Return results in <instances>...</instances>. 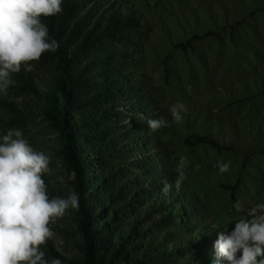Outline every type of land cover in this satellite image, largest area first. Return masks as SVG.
<instances>
[{"label": "rangeland", "instance_id": "rangeland-1", "mask_svg": "<svg viewBox=\"0 0 264 264\" xmlns=\"http://www.w3.org/2000/svg\"><path fill=\"white\" fill-rule=\"evenodd\" d=\"M110 13L134 15L138 33H126L116 45L105 41L109 49L89 54L78 65L83 68L91 61V81L101 87L107 80L101 57L117 55L112 73L122 86L113 102V134L106 140L112 139L110 160L122 174V185H131L129 199L139 197L135 209L145 227L175 212V223L155 233L163 249L175 251L167 264H229L216 254L219 229L212 225L231 232L246 215L236 211L237 202L244 209L264 203V0H97L84 31ZM191 39L186 51L177 47ZM29 64L31 72L22 64L19 73L10 75L32 81L34 92L15 93L12 87L7 93L0 91V143L8 130L20 129L34 151L50 157V171L41 177L49 199L67 198L75 173L64 155L66 141L49 118L56 69L40 60ZM19 96L23 101L17 104ZM92 96L89 89L81 92V100ZM64 102L72 104L70 98ZM177 102L187 112L173 122L169 109ZM160 118L168 125L150 130L146 121ZM12 119L17 122L10 126ZM91 121L94 127L98 123L97 118ZM77 130L75 122L73 131ZM78 134L82 139L78 150L102 161L91 148L90 135ZM189 134L207 136L230 149L189 147L185 143ZM180 157H186L187 165L177 190ZM218 162L229 164V170L221 173ZM88 175L94 179L97 174ZM165 182L173 185L167 195L161 192ZM233 186L234 199L227 188ZM91 196L101 199L97 193ZM75 218L69 208L49 224L54 235L48 243L61 264L83 258ZM40 249L49 264L58 259Z\"/></svg>", "mask_w": 264, "mask_h": 264}, {"label": "trees", "instance_id": "trees-1", "mask_svg": "<svg viewBox=\"0 0 264 264\" xmlns=\"http://www.w3.org/2000/svg\"><path fill=\"white\" fill-rule=\"evenodd\" d=\"M96 2L97 0H62L61 12L40 17L49 30V37L59 44L55 51L44 52L39 60L54 65L56 69L49 118L53 127L61 131L66 141L64 155L68 157V163L75 173L71 190H75L79 197V207L74 211L77 227L82 233L83 243L80 249L83 258L73 264H167L172 260L175 251L169 253L163 249L155 233L175 223V212L168 217L162 216L154 224L145 227L135 209L134 200L139 197L129 199L128 188L131 185H122V174L109 156L108 144L112 139L107 142L106 140L113 134V115L116 108L113 102L120 93L117 89L122 86L121 80L112 73L117 55L107 54L101 57V63H105L103 69L107 70L103 74L107 76V80L101 87L91 81V61L83 68L78 66L89 54L101 52L103 47L109 49L105 41L116 45L126 33L137 34L139 23L132 14L123 17L110 13L96 18L91 27L84 31L91 22ZM88 6L91 7L84 10ZM231 30L233 31L232 27ZM192 40L177 47L186 51L191 47ZM14 79L17 82L12 87L15 93L35 91L32 81L21 74H17ZM87 89L93 91V96L85 101L81 100V92ZM65 98L72 100L71 106L64 102ZM93 118L98 120L95 127L91 124ZM16 122L17 120L12 119L9 125L13 126ZM73 122L78 124L77 132L73 131ZM79 131L90 135L91 148L101 156L102 161L89 152L82 154L78 150L82 144ZM185 143L189 147L210 145L218 150L230 149L220 146L207 136L194 134H189ZM90 171L97 174L94 179L89 177ZM227 188L231 189L234 199L237 187ZM93 193L99 194L101 199L94 200L91 196ZM181 216L187 215L183 213ZM40 247L51 256L61 259L48 241Z\"/></svg>", "mask_w": 264, "mask_h": 264}, {"label": "clouds", "instance_id": "clouds-1", "mask_svg": "<svg viewBox=\"0 0 264 264\" xmlns=\"http://www.w3.org/2000/svg\"><path fill=\"white\" fill-rule=\"evenodd\" d=\"M62 0H0V91L7 93L16 81L10 74L19 73L21 66L31 72L30 61L39 60L46 51H55L59 44L49 37V30L41 22V16L61 12ZM23 97H16V103ZM173 122L183 119L181 113L187 107L180 102L169 109ZM150 130L157 131L168 125L165 118L148 119ZM0 143V264H49L40 246L54 235L49 224L62 217L69 208L79 207V197L70 190L67 198L49 199L42 174L48 173L50 157L36 152L22 138L20 129H10ZM187 165L186 157H180L175 171L174 185L180 189ZM198 167V166H197ZM221 173L229 170V164L218 162ZM63 181V177H59ZM172 184L164 183L161 192L167 195ZM237 212L246 215L231 232L227 227L219 229L214 248L216 254L229 264H264V203L244 209L237 202ZM241 255L237 257V253ZM51 264H61L53 259Z\"/></svg>", "mask_w": 264, "mask_h": 264}]
</instances>
